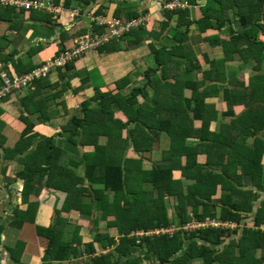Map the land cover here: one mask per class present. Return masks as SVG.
Segmentation results:
<instances>
[{
	"label": "crops",
	"instance_id": "0c3cea01",
	"mask_svg": "<svg viewBox=\"0 0 264 264\" xmlns=\"http://www.w3.org/2000/svg\"><path fill=\"white\" fill-rule=\"evenodd\" d=\"M163 1L172 0H56L59 6L67 9L61 15L41 10L28 13L0 4V74L6 71L18 77L73 49L83 35L107 33L106 28L92 23L95 15L122 22L141 16L145 18L139 29H132L121 40L83 54L67 67L55 70L47 78L36 82L34 89L13 92L0 101V223H6L8 227L14 221L18 206L27 210V204L34 201L40 204L22 230L11 228L6 231L0 247V264L14 261L7 248H16L19 241L24 242L25 246L14 256L22 258L23 264H93V260L100 257L110 259L112 264L123 262L121 254L116 252L120 249L118 245L122 235L111 225L120 223L121 210L132 208L134 201L138 200L139 191H150V185L147 188V184H141L140 180L153 166L162 164L149 163V158H142L140 153L150 154L154 146L174 141V136L151 133L154 139L151 151L145 150L138 140L135 143L131 141L130 130L137 129L136 120L141 124L146 119L144 111L152 110L155 105L153 83L163 81L162 69L155 73L149 71L157 67V52L166 63L163 73L170 83L166 94L172 96L173 75L185 73L189 65L199 67L196 71L190 68L191 78L196 81L204 78L207 81L198 89L201 95L205 87H214L204 98L212 105L213 115L216 114L208 120L212 130L217 131L232 120L241 122L240 115L245 112L247 125L255 128L260 124L254 119L260 111L254 106L249 107L260 101L257 99L261 95L255 89L257 82L254 77L264 75V56L259 61L251 58L245 64L239 53L232 52V29H242L236 19L232 20L239 11L238 6L232 9L231 1L225 3L229 24L221 31L197 24L190 25L185 31L183 22L180 29L183 42L175 46L171 45L170 40L177 32L172 29L176 25V18H170L167 29L162 30ZM183 1L189 3L186 9L191 22L200 17L201 9L216 3L215 0H199L196 3ZM149 13L153 17L149 18ZM261 22H264V15ZM163 32L165 34L161 35ZM229 54H233L232 57L226 56ZM212 64L216 66L212 67ZM86 67L89 77L76 72ZM152 80L153 83L147 82ZM181 91L183 96L192 93V90L184 87ZM226 91L228 104L224 100ZM142 92L146 94L142 95ZM130 96L135 101L131 103L132 109L123 100ZM242 100L251 103L246 105ZM177 102L174 100L175 104ZM85 103L89 120L81 121L80 118L84 119ZM99 104L111 106V113L108 116L109 110H104L103 118L97 120L92 111ZM229 104H232L231 108ZM190 113L193 114L192 109ZM189 122L184 124L195 128L206 124L200 118ZM173 126L177 128L178 125ZM76 127L79 131L85 127L89 129L88 145H81L80 135L70 139ZM25 130L29 133L27 137ZM52 152L58 155L50 167L46 165V160ZM80 159H83L82 165H78ZM27 164H32L29 167L35 173H44L43 180L54 178L56 187L45 188L38 184L40 188L34 193L39 195L32 193L26 200V182L18 178V174ZM147 165L150 166L149 170L144 169ZM110 166L124 169L126 183L122 188L124 194L120 197H114V190H107L101 180L105 167ZM65 167L69 168L68 173ZM62 178L64 182L60 180ZM58 182L62 185L57 188ZM116 188L121 190L120 187ZM164 200L166 216L171 219L168 212L173 210V205ZM131 215L134 216L133 213ZM50 230L56 231L54 238L50 236ZM47 252L50 254L46 260ZM134 252V257L140 258V264H159L156 256L148 254L144 247ZM262 253L263 249L260 252L256 250V264H264ZM146 257H150V260L146 261Z\"/></svg>",
	"mask_w": 264,
	"mask_h": 264
},
{
	"label": "trees",
	"instance_id": "16d2710c",
	"mask_svg": "<svg viewBox=\"0 0 264 264\" xmlns=\"http://www.w3.org/2000/svg\"><path fill=\"white\" fill-rule=\"evenodd\" d=\"M188 1L196 3L199 0ZM215 1V4H209L200 10V17L195 19V22L188 19L187 9L162 10V30L167 29L170 18H176V25L172 29H176L177 32L170 40L171 45L183 42L181 39L182 30H180L183 22L185 23V31L192 24L201 25L203 28H217L221 31L223 27L229 24L225 15L228 12L225 3L231 1L232 9L237 5L239 10L236 16L232 17V20L236 19L242 27L238 31L232 29V52L239 53L245 64L249 63L251 58L259 61L264 56V40H261V37H264V22H261V17L264 15V0ZM136 15L138 14H132V16ZM230 22L232 21L230 20ZM89 35L94 36V34ZM157 55L160 57H156L157 67H153L149 71L155 73L159 68L162 69L164 82L161 81L156 84L153 83V80L152 82L147 81L153 83L155 105L152 110L144 111L146 119L141 124L139 123L140 125L136 120L135 127L137 129L135 131L130 130L131 141L135 143L138 140L147 151H151L154 141L151 133L157 135L156 133L159 132L162 135H170L171 138L174 136V141L157 146L161 154V161L166 162V165L153 166L150 172L145 173L146 177L140 180L141 184L150 185V191L146 192L144 189L139 191L138 200L137 202L134 201L132 208L129 209L128 207L121 210L120 223L111 225V227L117 228L122 235L118 245L120 249L116 250L123 258L121 264H140V258L134 257V250L138 251L142 247L146 248L148 254L152 253L156 256L159 264H256L254 262L256 250L260 252L262 249L263 258L261 260L264 263V199L260 201L264 197V192H261L264 189V138L260 134L264 132V101H262L264 98V75L254 77L257 82L254 84L255 89L260 92L261 97H257L260 101L249 107L254 106L260 111L254 117L255 122L260 124L255 125V128L247 125V112H245L240 115L241 122L232 120L231 123H225L219 130L214 131L211 129V123L208 120L214 118L216 114L213 115L212 105L204 99L205 95L214 87L212 85L205 87L201 95L198 89L207 81L204 78H200L198 81L191 78V70H199V67L189 65V69L186 66L185 73L178 74V76L173 75L172 96L169 93L166 94L167 90L170 89V83L165 80L166 77L163 73L166 63L162 60L159 52ZM231 55L226 56L232 57ZM224 62L225 60L222 63ZM215 66L212 64V67ZM250 85L253 86L252 83ZM183 87L192 90V93L181 95ZM141 94L145 95L146 93L142 92ZM157 95L160 96L157 97ZM5 98H1L0 101ZM228 99L226 91L224 100L227 104ZM123 100L129 104L130 109L133 108L131 103L135 101L132 96L124 97ZM170 100H172L171 106ZM174 100L178 101L177 104L174 103ZM243 102L246 105L251 103V101ZM180 103L182 105L179 106ZM85 105L84 119L83 117L80 118L81 121L89 120V110L86 103ZM231 106L232 104H229L230 108ZM110 107L99 104L92 111V115L100 120L104 116L103 111H108ZM191 109L193 114L190 113ZM110 113L109 110L108 116ZM194 118H200L206 124L200 128H195L192 125L189 127V124H184V122H189ZM173 124H177V128ZM106 126L110 128L107 123ZM28 130L30 129L28 128ZM94 130L92 129V131ZM72 132L71 140L80 135L81 145L83 147L88 145V128L85 127L79 131L76 127ZM84 134L87 136L84 137ZM57 155L53 152L50 153L46 165L53 166L54 163H51L57 159ZM199 157L204 158L202 164ZM82 160H78V165H82ZM36 162L41 163L37 160ZM31 165L27 164L24 170L18 174V178L26 182L24 190L26 200H29L32 193L38 192L40 186L45 188L56 187L54 178L48 177L43 180L44 173H35L34 169L29 167ZM65 168L68 173L69 168ZM104 170V175L101 177L104 187L107 190H114V197H120L121 194H124L122 188L126 183V179L123 177L124 169L110 166L105 167ZM44 171L46 172V170ZM176 176H180L181 179H177ZM245 178H249L251 184H245ZM60 180L64 182V178ZM38 184L40 186H37ZM60 185L62 184L58 182L57 188ZM253 185L257 188L256 190L253 189ZM116 187H120L121 190H117ZM34 194L39 195V193ZM154 194L155 198H152ZM164 199L172 203L174 201L173 207L176 211V218L170 220L166 216ZM39 205L38 201H34L27 204V210L18 206L14 221L8 227L6 223H0V247L3 245V236L6 231L11 228L22 230L25 224L30 221V217L34 215V211L39 209ZM132 213L135 217L131 215ZM144 216L147 218L143 219ZM207 221H217L226 228L207 226L198 231H185L186 225L192 222L203 223ZM174 224L179 231L172 235L149 238L136 236L137 232L169 230ZM50 233V236L54 238L56 231L50 230ZM129 236L132 237L129 238ZM53 244L54 242L51 245ZM24 246L25 243L19 241L16 248L7 249L15 257L14 255H17L18 251H23ZM49 254L45 256L46 260L49 259ZM146 258V261L150 260V257ZM11 264H23L22 259L15 258ZM93 264L112 263L110 259L100 257L93 260Z\"/></svg>",
	"mask_w": 264,
	"mask_h": 264
},
{
	"label": "built area",
	"instance_id": "2783aa9c",
	"mask_svg": "<svg viewBox=\"0 0 264 264\" xmlns=\"http://www.w3.org/2000/svg\"><path fill=\"white\" fill-rule=\"evenodd\" d=\"M0 4L21 9L28 13L32 10H43L55 15H61L67 12V9L59 6L56 3V0H0ZM144 21V17L127 22H122L116 18L96 17V24L102 28H106L108 30L107 33L96 34L92 37L89 36V34L81 36L73 49L64 51L59 56L50 59L45 65L38 67L25 76H11L8 72L3 71L0 74L2 79V84L0 85V99L11 95L15 91L35 88V83L38 80L47 78L53 71L62 68V66H65L74 60L76 61L83 54L88 53L89 50L97 49L114 39H120L132 29L141 26ZM194 225H198V223H195ZM159 230L163 231L162 234H168L164 233L167 232L165 229ZM152 233L154 232L145 235L152 236Z\"/></svg>",
	"mask_w": 264,
	"mask_h": 264
},
{
	"label": "rangeland",
	"instance_id": "374dc122",
	"mask_svg": "<svg viewBox=\"0 0 264 264\" xmlns=\"http://www.w3.org/2000/svg\"><path fill=\"white\" fill-rule=\"evenodd\" d=\"M189 7V3H186V2H182L181 0H177V1H171V2H167V1H163L162 3H161V9L162 10H170V9H174V8H180V9H186V8H188ZM57 15V14H56ZM150 16L151 17H153V14L151 13H149V18H150ZM158 29V28H157ZM156 29V30H157ZM160 29V28H159ZM160 34V33H159ZM164 35L165 34V32H163V33H161V35ZM114 40H116V39H114ZM114 40H112V41H114ZM76 72H78L80 75H85V76H88L89 77V69L86 67V68H84L82 71H76ZM32 89V88H31ZM25 132H26V130H25ZM29 133H27L26 132V137H27V135H28ZM261 135L263 134V133H260ZM264 135H262V137H263ZM156 146H154V148H153V151L150 153V154H148V153H140V156L142 157V158H145V159H147V158H149V163H162V164H165L166 162H160L161 161V154L156 150ZM145 154V155H144ZM150 155V156H149ZM205 157V156H204ZM203 159V160H202ZM199 161L201 162V164L204 162V158H202V157H199ZM144 167H146V168H144L145 170H149V165H147V166H144ZM175 175H177V174H175ZM177 177V179H181L180 178V176H176ZM175 177V178H176ZM244 183L245 184H251V181H250V179L249 178H245V181H244ZM147 186V188L149 187V185H146ZM263 186H264V184H263ZM253 187V189L254 190H256L257 188L253 185L252 186ZM185 191H186V189H185ZM261 192H264V189H263V191H261ZM45 195H47L48 196V194H45ZM261 198V197H260ZM264 199V197H262L261 199H260V201H262ZM21 200V199H20ZM39 200V199H38ZM172 203V202H171ZM173 203H174V201H173ZM171 204V205H174V204ZM173 210V212L172 211H169L168 212V214L170 215V218L172 217V218H174L175 217V215H176V211H175V208L173 207L172 208ZM8 218V217H7ZM176 218V217H175ZM171 220V219H170ZM196 222H192V223H190V224H188V225H186V227H185V231H198L199 229H201V228H204V227H206V226H211V227H214V228H226V227H224L223 226V224H219V222H217V221H207V222H203V223H198V225H194ZM154 231V233H152L153 235L152 236H154V237H159V236H161V235H172L173 233L175 234L176 232H178L179 230L177 229V227H176V225L174 224L173 225V227H170V229L169 230H167V232H164V233H168V234H162V232L163 231H160V230H153ZM150 232H147V233H138L136 236L137 237H143V235H145V234H149ZM146 237V236H145ZM15 258H18L17 256H15L14 257V259ZM20 259H22V258H20ZM155 263V262H154ZM154 263H152V264H154Z\"/></svg>",
	"mask_w": 264,
	"mask_h": 264
},
{
	"label": "clouds",
	"instance_id": "9594fccd",
	"mask_svg": "<svg viewBox=\"0 0 264 264\" xmlns=\"http://www.w3.org/2000/svg\"><path fill=\"white\" fill-rule=\"evenodd\" d=\"M173 1H177V0H173ZM178 1H179V0H178ZM181 1H182V2H186V1H183V0H181ZM56 3H57V2H56ZM186 3H187V2H186ZM176 9H177V8H174V9H170V10H168V11L176 10ZM178 9H180V8H178ZM54 15H55V14H54ZM142 17H143V16L139 17V19H141ZM129 21H130V20H129ZM141 26H142V25H141ZM141 26H139L138 29H139ZM130 32H131V31H130ZM130 32H129V33H130ZM127 34H128V33H127ZM125 35H126V34H125ZM125 35H124V36H125ZM122 38H123V36H122L120 39H116V40H121ZM114 41H115V40H114ZM111 42H112V41H111ZM111 42H109V43H111ZM38 81H39V80H38ZM38 81H37V82H38ZM35 85H36V83H35ZM32 89H34V88H32ZM148 232L151 233V232H154V231L151 230V231H148ZM138 233H144V232H137L136 235H137ZM146 233H147V232H146ZM145 236H146V235H143V237H145ZM130 237H132V236H129V238H130ZM146 237L149 238V237H152V236H146Z\"/></svg>",
	"mask_w": 264,
	"mask_h": 264
},
{
	"label": "bare ground",
	"instance_id": "6f19581e",
	"mask_svg": "<svg viewBox=\"0 0 264 264\" xmlns=\"http://www.w3.org/2000/svg\"><path fill=\"white\" fill-rule=\"evenodd\" d=\"M32 11H33V10H32ZM41 11H43V10H41ZM96 17H98V16H96ZM96 17H92V19H91L92 23L95 24V25H97L96 22H95V18H96ZM97 26H98V25H97ZM89 36H90V35H89ZM91 37H92V36H91ZM94 50H95V49H94ZM94 50H89V52H92V51H94ZM70 63H71V62H70ZM70 63H68L67 65H70ZM67 65L62 66V67H67Z\"/></svg>",
	"mask_w": 264,
	"mask_h": 264
}]
</instances>
